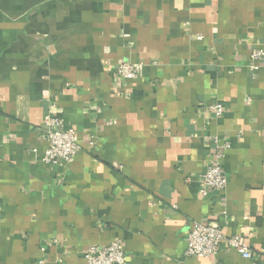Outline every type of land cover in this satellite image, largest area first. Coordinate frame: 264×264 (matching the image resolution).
<instances>
[{"label": "crops", "instance_id": "1", "mask_svg": "<svg viewBox=\"0 0 264 264\" xmlns=\"http://www.w3.org/2000/svg\"><path fill=\"white\" fill-rule=\"evenodd\" d=\"M261 47L264 0H0V264H86L118 239L126 264H264ZM47 113L76 129L72 163L42 160ZM226 143L228 185L204 195ZM196 223L251 257L186 256Z\"/></svg>", "mask_w": 264, "mask_h": 264}, {"label": "built area", "instance_id": "2", "mask_svg": "<svg viewBox=\"0 0 264 264\" xmlns=\"http://www.w3.org/2000/svg\"><path fill=\"white\" fill-rule=\"evenodd\" d=\"M252 60L251 68L257 70L259 62L264 60V47L255 48L252 51ZM143 69V63L127 61L119 64L115 72L121 79L136 80L142 76ZM209 108L216 116H221L225 110L220 103L212 104ZM43 130L47 136L48 147L42 160L53 166L72 163L80 150L76 129L66 128L62 118L47 113L44 117ZM229 147L230 145L227 143L218 145L214 159L203 175L205 188L202 193L204 195L208 193L209 189L219 192L226 189L228 177L223 169L222 159L225 156V150ZM221 248L236 250L245 258L251 257V252L241 236H226L223 229L216 223H196L194 225L187 236L185 255L209 257L218 253ZM85 259L86 264H126L123 242L118 239L105 246L91 247L88 249Z\"/></svg>", "mask_w": 264, "mask_h": 264}]
</instances>
